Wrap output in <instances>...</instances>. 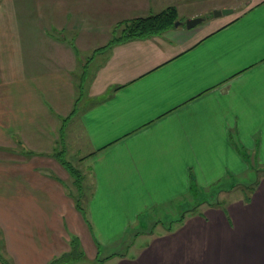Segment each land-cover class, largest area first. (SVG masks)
I'll return each mask as SVG.
<instances>
[{
  "label": "crops",
  "instance_id": "0c3cea01",
  "mask_svg": "<svg viewBox=\"0 0 264 264\" xmlns=\"http://www.w3.org/2000/svg\"><path fill=\"white\" fill-rule=\"evenodd\" d=\"M169 7L181 22L233 13L96 53L118 24ZM75 48L97 60L81 111ZM82 148L78 200L57 155ZM1 153L22 162L0 163V264H264V0H0ZM250 163V197L151 215L222 185L235 195Z\"/></svg>",
  "mask_w": 264,
  "mask_h": 264
},
{
  "label": "rangeland",
  "instance_id": "374dc122",
  "mask_svg": "<svg viewBox=\"0 0 264 264\" xmlns=\"http://www.w3.org/2000/svg\"><path fill=\"white\" fill-rule=\"evenodd\" d=\"M190 7V6H189ZM201 7H205L204 5H195L190 7V9L188 10H192V9H197V8H201ZM42 19H45V14L41 13ZM214 17V12H209V13H203L202 17L204 20L210 19ZM68 21L72 22L74 15L73 13H69L68 14ZM45 21V20H44ZM119 25V24H118ZM117 25V26H118ZM125 27V24L123 26H120L117 28L118 30V34L119 35L121 33V31H123ZM115 29V28H114ZM113 29V30H114ZM56 28L53 27L52 31H49L47 34L55 36L56 34ZM79 30L77 29H73L70 30L68 28L65 29L64 33L69 36L70 38L75 36L78 33ZM72 46L74 47H78V45L73 44ZM76 49V48H75ZM77 53L80 57L79 61L77 62L78 65V70L77 73L75 72L73 74L74 80H75V88H76V98L78 99L79 103H78V109L81 111L82 106L84 105H89L91 100L87 99L85 96L86 91H82L81 89V84L82 83V79L85 78L84 80H86L87 74H89L93 68H91L92 66V62L93 65L95 67L96 65V61L95 59H93V55H94V51L90 50H79L76 49ZM99 58V56L97 55V59ZM88 64V68L86 69L85 67H83V65ZM82 74V76H81ZM84 74H86V77H84ZM79 117L77 118H73L70 122H72L68 125V129H71L72 132H74V125L76 126L77 124V120ZM76 129V128H75ZM76 133L78 132V130L76 129L75 131ZM71 136V135H70ZM76 137V134H75ZM77 138V137H76ZM76 141V140H74ZM80 145V143L78 144ZM82 146V145H80ZM59 148V147H58ZM81 148V147H80ZM24 151H26V149H23ZM4 157L0 158V163H9V162H16V163H21L22 160H16V159H11V156H15L12 154H7V153H1ZM76 154V153H75ZM83 154H86V150L84 148L79 150V154L74 156V154H70L67 155V158H65L66 161H69L73 167L77 168V169H83V164L80 162V157L84 156ZM22 159L24 158V156H20ZM27 161L29 160V158L27 156H25ZM20 159V158H19ZM32 160V159H30ZM29 162V161H28ZM28 164V163H27ZM258 174L260 175L261 173L257 171L256 167L253 166L252 163H250V169L248 171H246L245 174L241 175L238 179H236L235 181V190L236 193L235 195H229L226 192H224L226 189L222 186H220L219 188H211L208 190H203V192H199V194H192L187 196L183 201L179 202V203H174L172 205H168L166 207L160 208L158 210H154L152 211L151 215L152 216H159L162 217L163 219H165V217L167 215H169V217H177L180 212H184V211H188L192 208H196L197 212H202L203 208L205 209H209V205H211L210 207L215 206V204H219L216 201L220 202L221 204H219L220 206H225V201H229L231 200L233 197H250L251 196V190L250 188H252V183L254 184L255 182H257L258 180ZM251 185V186H250ZM73 188V187H72ZM225 189L224 191H221ZM66 190H68L67 194L68 196L77 198L78 200H80V196H77V192L80 190L78 187H74L72 189V191L70 190L69 187H66ZM206 201L208 202L207 204L204 205H199L197 206V204ZM199 207V208H198ZM165 220H162V222ZM74 247H76V244H74ZM5 248V245H0V257L2 260H8V255L6 254V251H3ZM119 250H117V247H110L107 249H102V253L100 255V257L102 256H109V255H113V253L116 252H125L124 250V246H118ZM69 260V259H68ZM67 260V261H68ZM60 263L62 264V260L60 261ZM97 262L94 260H89L88 258L81 259L80 257H78L77 253H73V257L72 259H70L69 263L67 264H96ZM103 264V261H102Z\"/></svg>",
  "mask_w": 264,
  "mask_h": 264
},
{
  "label": "trees",
  "instance_id": "16d2710c",
  "mask_svg": "<svg viewBox=\"0 0 264 264\" xmlns=\"http://www.w3.org/2000/svg\"><path fill=\"white\" fill-rule=\"evenodd\" d=\"M176 21H178L177 9L175 7H169L161 13L150 15L147 17L136 18L121 23L113 30L112 39L110 40V42L105 47L96 50V53L101 52L102 50H105L110 46L118 43L127 42L134 39H146L149 37L161 35L164 32L174 28ZM124 24L125 27L123 31H121V33L117 35V28L123 26ZM84 81L85 80L83 78L82 83ZM73 114L74 113H72V116ZM57 158L75 178L76 185L80 189L82 180L81 175L68 161L65 160L64 150L57 155Z\"/></svg>",
  "mask_w": 264,
  "mask_h": 264
},
{
  "label": "water",
  "instance_id": "95a60500",
  "mask_svg": "<svg viewBox=\"0 0 264 264\" xmlns=\"http://www.w3.org/2000/svg\"><path fill=\"white\" fill-rule=\"evenodd\" d=\"M233 13V9H223V10H217L214 11V17H220V16H226ZM204 22V19L201 17L191 18L187 19L185 22L176 21L175 27L179 28L182 25H185L187 29H193L197 27L198 25L202 24Z\"/></svg>",
  "mask_w": 264,
  "mask_h": 264
}]
</instances>
